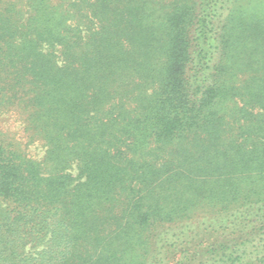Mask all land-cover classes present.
I'll list each match as a JSON object with an SVG mask.
<instances>
[{"label": "trees", "instance_id": "16d2710c", "mask_svg": "<svg viewBox=\"0 0 264 264\" xmlns=\"http://www.w3.org/2000/svg\"><path fill=\"white\" fill-rule=\"evenodd\" d=\"M0 264H264V0H0Z\"/></svg>", "mask_w": 264, "mask_h": 264}, {"label": "rangeland", "instance_id": "374dc122", "mask_svg": "<svg viewBox=\"0 0 264 264\" xmlns=\"http://www.w3.org/2000/svg\"><path fill=\"white\" fill-rule=\"evenodd\" d=\"M11 120H9L7 123H1V124H3V125H1L2 127H4L5 125H10V122ZM6 127V126H5ZM17 127L15 126V127H13L12 125H10L9 127L7 126V130H8V135H10V136H12L13 135V133H14V131H15V129H16ZM36 147H34V146H32V147H30V150H29V152H30V154H32V155H34V154H38V156H40V154H41V152H40V149H35Z\"/></svg>", "mask_w": 264, "mask_h": 264}]
</instances>
